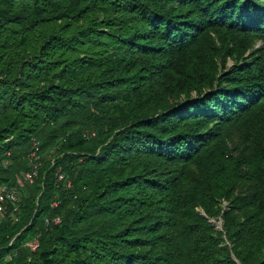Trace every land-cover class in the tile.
<instances>
[{
	"label": "trees",
	"instance_id": "1",
	"mask_svg": "<svg viewBox=\"0 0 264 264\" xmlns=\"http://www.w3.org/2000/svg\"><path fill=\"white\" fill-rule=\"evenodd\" d=\"M0 188V264H264V0H0Z\"/></svg>",
	"mask_w": 264,
	"mask_h": 264
},
{
	"label": "built area",
	"instance_id": "2",
	"mask_svg": "<svg viewBox=\"0 0 264 264\" xmlns=\"http://www.w3.org/2000/svg\"><path fill=\"white\" fill-rule=\"evenodd\" d=\"M35 174V169H31L29 171H25L23 172V177L30 180L31 177ZM60 177V175H59ZM5 199H10V200H15V194H14V190L13 189H2L0 188V210L2 209V202ZM51 221L53 222H57L59 220L58 216H53L50 218ZM31 246H35V242L31 243Z\"/></svg>",
	"mask_w": 264,
	"mask_h": 264
},
{
	"label": "rangeland",
	"instance_id": "3",
	"mask_svg": "<svg viewBox=\"0 0 264 264\" xmlns=\"http://www.w3.org/2000/svg\"><path fill=\"white\" fill-rule=\"evenodd\" d=\"M228 62H230V61H228ZM224 203H225V202H222V204H224ZM218 220H220L219 223L216 222V221H218ZM213 223L215 224L216 227L219 228L220 225H221V224H220V223H221V219H220V217L218 216L217 219H213Z\"/></svg>",
	"mask_w": 264,
	"mask_h": 264
},
{
	"label": "water",
	"instance_id": "4",
	"mask_svg": "<svg viewBox=\"0 0 264 264\" xmlns=\"http://www.w3.org/2000/svg\"><path fill=\"white\" fill-rule=\"evenodd\" d=\"M211 221H212V219H211ZM217 223H219L220 222V220H218V221H216Z\"/></svg>",
	"mask_w": 264,
	"mask_h": 264
}]
</instances>
